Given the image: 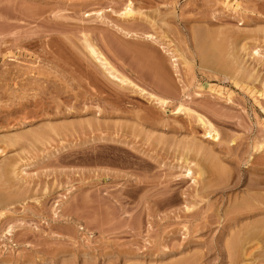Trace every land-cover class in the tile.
<instances>
[{"label":"rangeland","instance_id":"obj_1","mask_svg":"<svg viewBox=\"0 0 264 264\" xmlns=\"http://www.w3.org/2000/svg\"><path fill=\"white\" fill-rule=\"evenodd\" d=\"M129 1L140 13L127 20ZM116 25L154 34L179 55L177 98L165 108L88 56L83 32L122 75L164 96L134 51L170 67L168 56ZM203 43L211 54L218 44L225 61L236 52L242 69L204 62ZM263 46L264 0H0V264H264V213L242 221L253 233L235 226L239 238L252 235L241 241L253 247L247 256L235 254L228 221L245 218L235 206L247 195L254 213L264 208V147L253 148L264 144ZM181 100L218 139L194 113L173 110ZM255 176L261 188L250 186Z\"/></svg>","mask_w":264,"mask_h":264},{"label":"bare ground","instance_id":"obj_2","mask_svg":"<svg viewBox=\"0 0 264 264\" xmlns=\"http://www.w3.org/2000/svg\"><path fill=\"white\" fill-rule=\"evenodd\" d=\"M123 11L121 12V15L122 16H124L125 18L127 17V18H134L133 16H134V14L136 13L135 12V9L133 8V2L132 1H129L127 4H126V6H125V8L124 9H122ZM138 11V10H137ZM139 12V11H138ZM137 12V13H138ZM96 13H98L97 14V17H101V14H100V12H96ZM137 13H136V15H137ZM140 13V12H139ZM141 13H142V11H141ZM88 15V14H87ZM139 15V14H138ZM143 16V15H142ZM82 18V17H81ZM104 18V20H105V17L104 16H102L101 17V22L103 21V22H107V20H102ZM126 18V19H127ZM137 18V17H136ZM145 18V17H144ZM149 19V18H148ZM147 19V20H148ZM97 20V19H96ZM128 20V19H127ZM139 20H141V19H139ZM153 20V19H152ZM108 22H111V21H108ZM150 23V25H151V23H153L152 21H149ZM155 23V22H154ZM102 24V23H101ZM111 24V23H110ZM96 27V26H95ZM114 27V26H113ZM260 27V26H259ZM90 29V28H89ZM118 30L119 32H121L122 34H124L126 37H141V38H143L144 39V42H145V44L147 45H154L155 46V44H159V46L161 47V49H163V52L166 54V56H168V62L170 61V67L169 66H167V64H166V59H167V57L166 58H162V57H154L153 55H151L145 48H137V49H135V51H134V49H132L133 51H134V54H135V59L137 60H135L136 62H138L137 64H138V67L140 68V70H146V72L148 73V77H149V75L150 76H152V79H155L156 80V88L159 90V91H161V93L164 95V96H157V95H155V94H153V93H149L148 91H146L145 89H143V88H141V87H139L136 83H134L131 79H129L128 77H126V76H124V75H122V73L121 72H119V70L117 69V67L115 66V64L111 61V59H109V57H108V55L103 51V49L100 47V45H98L96 42H95V40L92 38L93 36H92V34L90 35L88 32H83V37H82V42H83V44H84V47H85V49H86V51H87V53H88V56L89 57H91V59L95 62V64H97L96 66H98L99 68H100V70L104 73L103 75H106L107 77H109V79H112V80H115V82L117 81V82H119V84L121 83L122 85L124 84V83H126L127 84V86H129L130 85V87L133 89V87H137L141 92H142V94H145V92L151 97V98H153V99H155L156 100V102H158L159 104H161L162 105V107H166L167 105H169V103H170V101H169V98L171 97V96H177L176 94H177V91L179 90V88L177 87V84H176V79H175V74H176V76H178V75H181V74H178L179 73V55L176 53V50H174V49H172L171 48V46L167 43V42H162L161 40H159V38H157V36H155L154 34H151V33H142L141 35L139 34V32H136V31H131V30H127V29H124L121 25L120 26H118V25H116V27H115V30ZM99 30V29H98ZM114 30V31H115ZM92 32V31H91ZM95 32H96V30H95ZM98 32V31H97ZM103 32V31H102ZM113 32V31H112ZM116 32V31H115ZM223 32V31H222ZM117 34V33H116ZM202 34V33H201ZM109 38V37H108ZM101 39V38H100ZM103 42H106L105 44H107V46H109L108 45V41H106V37H105V35L103 36ZM226 40V39H225ZM243 40V39H242ZM247 40V39H246ZM246 40H245V42H246ZM28 41H30V40H28ZM201 41V40H200ZM102 42V41H101ZM114 44V43H113ZM204 44V46L202 45H200L201 47H202V50H201V56H203V61L205 62L206 61V63L207 62H212V63H221L222 61V63H221V65L224 63L225 65H226V61H227V65H229L228 66V68L229 67H231L234 63L236 64V65H238V63L240 62V64L238 65V66H240V69H242L241 67H242V65H241V63H242V60H241V57H239L238 55H236L235 53H233L232 51V55H231V52L229 53L232 57H230L229 59H228V57H229V55H228V57L227 58H225L226 59V61L223 59V56H221V54H217L216 53V51L217 52H219L220 51V47L218 46V44H216V45H213V49H214V46H215V49L214 50H216L215 51V53H212L211 54V52L208 50V48H205L206 46H205V43H203ZM221 44V43H220ZM247 44H249V43H244L243 44V46L241 47V48H243L244 50H246L247 48H249V47H247L248 45ZM117 45V44H116ZM222 45V44H221ZM220 45V46H221ZM232 45V44H231ZM77 46V45H76ZM141 46H143V44L141 45ZM250 46V45H249ZM112 47V46H111ZM135 47V46H134ZM140 47V46H139ZM144 47V46H143ZM207 47H209V46H207ZM223 47L225 48V46L223 45ZM264 47V46H263ZM116 48V47H115ZM114 48V49H115ZM133 48V47H132ZM200 48V47H199ZM211 47H209V49H210ZM212 48H211V50H212ZM219 48V49H218ZM227 48V47H226ZM254 49V48H253ZM130 51V50H129ZM223 50H221L220 52H222ZM226 51V50H225ZM250 51V50H249ZM252 51V50H251ZM253 54H260V52H259V49H257V47L255 48V50H253ZM263 52V51H262ZM251 53V52H250ZM241 54V53H240ZM133 55V54H132ZM181 55V54H180ZM252 55V54H251ZM238 56V57H237ZM222 57V58H221ZM254 57V56H253ZM133 59H134V57H133ZM187 59V58H186ZM223 59V60H222ZM238 59H240L241 61H239ZM259 59V58H258ZM244 60V59H243ZM260 60V59H259ZM225 61V62H224ZM261 61V60H260ZM259 61V62H260ZM94 62H93V64H94ZM181 63V62H180ZM231 63H232V65H231ZM136 64V63H135ZM184 64H185V62H184ZM191 64V63H190ZM223 64V65H224ZM234 64V65H235ZM226 65V66H227ZM95 66V65H94ZM93 66V67H94ZM237 66V69L239 68ZM244 66V65H243ZM250 66V65H249ZM92 67V68H93ZM97 67V68H98ZM233 67V69L235 70L236 68H234V66H232ZM245 67V66H244ZM244 67H243V69H244ZM224 68H226V67H224ZM135 69V68H134ZM138 69V68H137ZM172 69V70H171ZM233 69H232V71H233ZM236 69V70H237ZM247 69V68H246ZM218 70V69H217ZM235 70V71H236ZM248 70V69H247ZM174 71V72H173ZM238 71H241V70H238ZM245 71L246 70H244V71H242V72H244L245 73ZM255 71V70H254ZM250 72H251V70H250ZM226 73V72H225ZM234 73V72H233ZM248 73H249V71H248ZM248 73H247V75H248ZM253 73V72H252ZM252 73H249V75L251 76L252 75ZM102 74V73H101ZM139 74V73H138ZM142 74V73H141ZM235 74V73H234ZM237 74V73H236ZM241 74H243V73H241ZM240 74V75H241ZM144 75V74H143ZM147 75V74H146ZM236 76V75H235ZM239 76V75H238ZM249 76V77H250ZM258 76V75H257ZM148 77H146V78H148ZM180 77V76H179ZM178 77V78H179ZM244 77H246V76H244ZM253 77V76H252ZM255 77V76H254ZM177 78V79H178ZM236 78H237V76H236ZM259 79V78H258ZM179 80H180V78H179ZM262 80V79H261ZM260 81V80H259ZM154 82V81H153ZM263 82V81H262ZM126 84H125V86H126ZM153 84V83H152ZM154 84H155V82H154ZM264 85V84H263ZM133 86V87H132ZM129 87V88H130ZM137 90V89H136ZM139 90H137V92L139 91ZM135 91V90H134ZM133 91V92H134ZM152 92V91H151ZM188 95V94H187ZM145 96V95H144ZM189 96V95H188ZM169 97V98H168ZM172 98H174V97H172ZM177 98V97H176ZM220 98V97H219ZM225 99V98H224ZM154 100V101H155ZM183 100H181V101H177V104H176V106L174 107V109L173 110H175V111H177V112H184V113H186V114H188V115H192L193 113L195 114V116H196V118H197V121L199 122V124H201V125H203L204 126V130H205V135H208L209 137H211L213 140L215 139H218V137H219V131H217V129H216V127L214 126V123H212L208 118H206L204 115H202V114H200V113H198L197 111H194L192 108H189L188 106H186L187 104H185L184 102H182ZM187 101V100H186ZM226 101V100H225ZM227 102H229V100L227 101ZM230 102H233V101H231L230 100ZM230 104H232V103H230ZM220 114V113H219ZM219 116V115H218ZM169 125V124H168ZM189 135V134H188ZM24 136H27V135H24ZM15 137H17V136H15ZM20 137H22V136H20ZM32 138H33V136H32ZM125 138V137H124ZM20 139V138H19ZM194 139V138H193ZM234 140V139H233ZM29 141V140H28ZM195 141V140H194ZM188 142H190V140L188 141ZM191 142H193V141H191ZM190 142V143H191ZM256 142V141H255ZM194 144H195V142H193ZM198 142H196V144H195V146H196V148H198L197 150H200L199 149V146H198V144H197ZM201 145V144H200ZM195 146H193L194 148H195ZM202 146V145H201ZM206 147V146H205ZM204 147V148H205ZM263 147H264V144L263 143H259V144H257V145H254L253 146V148H254V150H256V151H259L260 152V150L261 149H263ZM201 148V147H200ZM187 149V148H186ZM203 149V148H202ZM206 149V148H205ZM209 149V148H208ZM196 150V149H195ZM213 150V149H212ZM194 151V150H193ZM206 151H208V150H206ZM206 151H203V152H206ZM182 152V151H181ZM211 153V152H210ZM194 154V153H193ZM208 155V154H207ZM215 158V157H214ZM182 159V158H181ZM205 159V158H204ZM250 159V158H249ZM188 159L186 158L185 159V161H187ZM208 160V159H207ZM184 161V162H185ZM206 161V160H205ZM249 161V160H248ZM189 162V161H188ZM192 162H194V161H192ZM261 162V161H260ZM186 163V165H183V166H185V168H186V173L188 174V175H190V174H192L193 173V175H194V172L195 171H193L194 169H193V167L192 166H189V165H191V163H189V164H187V162H185ZM259 163V162H258ZM257 163V164H258ZM214 164V163H213ZM220 164V163H219ZM181 165V164H180ZM203 165H204V163H203ZM215 165V164H214ZM259 166V165H258ZM201 167V166H200ZM199 167V168H200ZM218 167H219V165H218ZM223 167V166H222ZM182 168H184V167H182ZM197 168H198V166H197ZM202 168V167H201ZM216 168V167H215ZM258 168V167H257ZM262 168V167H261ZM263 168H264V166H263ZM203 169V168H202ZM202 169H199V171L197 172V170H196V172L198 173V175L197 176H201L202 174H204L203 173V171H202ZM212 169V168H211ZM217 169H220V167L219 168H217ZM260 169V168H259ZM16 169L14 168V171H15ZM221 170H222V168H221ZM226 170V169H225ZM224 170V171H225ZM14 171H12V172H14ZM212 171V170H211ZM261 171V170H260ZM17 172V171H16ZM219 171H215L214 173H215V176H219L217 179H219V178H221V174H220V172L218 173ZM255 172V171H254ZM262 172V171H261ZM212 173V172H211ZM213 173V174H214ZM217 173V174H216ZM222 173V172H221ZM5 174V173H4ZM17 174V173H16ZM223 174V173H222ZM225 174V173H224ZM223 174V175H224ZM18 175V174H17ZM186 175V174H185ZM210 176V175H209ZM260 176H262V175H260ZM214 177V176H213ZM226 177V176H225ZM224 177V178H225ZM239 177V176H238ZM256 177V176H255ZM255 177H252V178H255ZM258 177V176H257ZM257 177L255 178V181H256V183H257V185H255V184H253V185H250L251 187H254L255 186V188H259L260 186L262 187L263 185L261 184V182H263V181H261V180H256L257 179ZM195 178H196V176H195ZM201 178V177H200ZM215 178V177H214ZM202 179H204V178H202ZM206 179H208V178H206ZM209 180V179H208ZM207 180V181H208ZM250 180V179H249ZM253 181H254V179H252ZM200 181V180H199ZM213 181V180H212ZM211 181V182H212ZM217 182L218 181H220V180H216ZM237 181H238V179H237ZM239 182V181H238ZM251 182V181H250ZM249 181H248V184L250 183ZM196 183V182H195ZM206 183H209V182H206ZM264 183V182H263ZM205 184V183H204ZM211 184V183H210ZM251 184H252V182H251ZM261 184V185H260ZM249 186V185H248ZM211 187H212V185H211ZM260 187V188H261ZM213 188V187H212ZM250 188V187H249ZM215 189V188H214ZM213 189V190H214ZM252 189V188H251ZM205 190V189H204ZM211 192H212V190H210ZM200 192V191H199ZM263 192V191H262ZM261 192V193H262ZM249 193V192H248ZM251 193H254V192H252L251 191ZM250 194V193H249ZM263 194V193H262ZM202 195V194H201ZM245 195V194H244ZM252 195V194H251ZM251 195H247V197L246 198H244L243 199V197H242V201H238L239 203H238V206H237V204H236V206H235V209H236V207H237V209H239V207H243L244 206V208H247V209H245V210H247L246 212H248V213H245L244 215H245V218H243V217H241V216H239L238 214H236L235 215V213H234V216H232V217H230V219H229V217L227 218V219H229L228 221H232L231 223H230V226H233L234 228H231L230 226V228L232 229V231H233V229H235V226L237 227L238 226V228L239 229H242V228H240V226H244V225H249V224H251L250 225V227L249 228H247V226H245L246 228H244V229H242L241 230V233H242V231L243 230H249V229H251L250 231L252 232V227L254 226V224H252V222L250 223L249 222V224H244L242 221L243 220H247L248 218H254V216L256 215L257 217H259L260 216V213H264V208L263 209H260L261 211H259V213L257 212V213H254V211L256 212L257 210H254V209H252L251 210V208L249 207V205H250V201H252V203L255 205V202H253V200L252 199H254L255 198V196H251ZM262 196V195H261ZM236 197H237V195H236ZM260 198V197H259ZM262 199V198H261ZM261 199H259V200H261ZM258 200V201H259ZM236 201V200H235ZM263 201V200H262ZM257 202V201H256ZM233 203V202H232ZM251 203V204H252ZM263 203V202H262ZM256 204H258V202L256 203ZM259 204H261L260 202H259ZM262 206V205H261ZM190 207V206H189ZM249 207V208H248ZM257 207V206H256ZM240 208V209H241ZM244 208H243V210H244ZM259 208H260V206H259ZM248 209H249V211H248ZM258 209V208H257ZM230 210V209H229ZM242 210V209H241ZM228 211V210H227ZM237 211H239V210H237ZM253 211V212H252ZM244 212V211H243ZM228 213H230V211L228 212ZM228 213L226 212V214L228 215ZM239 213V212H238ZM225 214V213H224ZM258 214H259V216H258ZM227 215H224L225 217H227ZM241 215H243L242 213H241ZM264 216V215H263ZM263 216H261V217H263ZM224 217V218H225ZM264 219V218H263ZM249 220V219H248ZM255 220H257V219H255ZM254 220V221H255ZM260 220H262V218L260 219ZM253 221V220H252ZM253 221V222H254ZM257 222H259V226H260V222L261 221H257ZM256 222V225H258V223ZM262 222H264V221H262ZM243 223V224H242ZM229 224V223H228ZM129 225V224H128ZM242 226V227H243ZM262 226H263V224H262ZM256 227V226H255ZM254 227V229L257 231V227L255 228ZM260 228H262L261 226H260ZM238 229V231L237 232H239L240 233V230ZM259 229V228H258ZM236 230L237 229H235L234 231L236 232ZM245 230V232L246 233H248V231H246ZM255 230H254V232H255ZM261 230V229H260ZM232 231H230V232H232ZM237 232H236V235L235 234H233V232L231 233V234H233V236L231 235V237H233V239L231 240V245L233 246V248L235 249L234 250V252L236 251V250H238V253L236 254V252H235V254L236 255H239V256H241L242 254H243V256H247L248 254L250 255L251 253H252V246H250V247H248L247 248V246L246 245H241V241L242 240H244V242L246 241V239L248 238V237H251L250 235L249 236H244V237H241V238H239L238 236H239V233H238V235H237ZM244 232V233H245ZM250 232V233H251ZM240 233V234H241ZM244 233H242V234H244ZM249 233V234H250ZM253 233V232H252ZM256 233V232H255ZM235 235V236H234ZM237 236V237H236ZM247 237V238H246ZM252 239V238H251ZM250 239V240H251ZM252 241H255V240H252ZM248 243H249V241H247ZM251 245H252V243H251ZM246 246V247H245ZM254 246H256V245H254ZM190 248V247H189ZM230 249V248H229ZM229 251H231V250H229ZM166 254V253H165ZM231 254V253H230ZM241 254V255H240ZM154 255V254H153ZM236 255H235V257H236ZM129 256V255H128ZM230 256V255H229ZM238 256V257H239ZM231 257V256H230ZM129 258V257H128ZM193 257H191V258H187V259H183L182 261L180 260V261H177V262H175V263H173V264H194L195 262H194V258L192 259ZM125 259H126V257H125ZM130 259H133L132 257L130 258ZM138 259V258H137ZM238 259V258H237ZM241 259H243L242 257H241ZM46 260V259H45ZM135 260V259H134ZM124 261V260H123ZM126 261V260H125ZM245 262H246V260H244ZM105 262H107L106 260H105ZM194 262V263H193ZM112 263V262H111ZM126 263V262H125ZM130 263H132L131 262V260H130ZM129 264V263H128ZM134 264V263H133ZM137 264V263H136ZM245 264H248V263H245Z\"/></svg>","mask_w":264,"mask_h":264}]
</instances>
